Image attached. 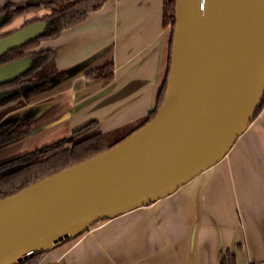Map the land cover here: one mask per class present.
I'll use <instances>...</instances> for the list:
<instances>
[{
    "label": "crops",
    "instance_id": "0c3cea01",
    "mask_svg": "<svg viewBox=\"0 0 264 264\" xmlns=\"http://www.w3.org/2000/svg\"><path fill=\"white\" fill-rule=\"evenodd\" d=\"M162 3L107 0L56 39L42 41L40 49L53 51L49 71L65 74L6 116L28 117L31 131L0 146V161L68 138L90 120L116 139L143 119L167 66ZM44 13L39 8L23 20ZM110 61V78L87 75ZM225 247L237 264H264V105L215 165L164 198L95 223L45 252L38 264H218Z\"/></svg>",
    "mask_w": 264,
    "mask_h": 264
},
{
    "label": "water",
    "instance_id": "95a60500",
    "mask_svg": "<svg viewBox=\"0 0 264 264\" xmlns=\"http://www.w3.org/2000/svg\"><path fill=\"white\" fill-rule=\"evenodd\" d=\"M174 11L154 116L106 150L1 198L0 264H22L172 194L223 159L247 129L264 95V0H175ZM45 25L0 37V55L36 39ZM30 66V57L0 63V84Z\"/></svg>",
    "mask_w": 264,
    "mask_h": 264
},
{
    "label": "trees",
    "instance_id": "16d2710c",
    "mask_svg": "<svg viewBox=\"0 0 264 264\" xmlns=\"http://www.w3.org/2000/svg\"><path fill=\"white\" fill-rule=\"evenodd\" d=\"M105 1L107 0H33L20 5L11 2L0 4V18H2L0 27L12 22L19 16L39 8H43L46 11L43 15L31 19L25 24L45 21V28L39 37L19 48L9 50L0 55V63H8L26 56L31 58V66L27 71L10 82L0 84V91L17 90V92L0 99V145L23 137L31 131V122L27 117H18L8 122H1V118L5 112L13 110L22 104L20 101L23 95L18 90L21 85L49 78L46 68L53 61V51L51 49H40V43L56 39L62 30L83 21L89 12L100 9ZM174 7L175 0H163L162 24L169 28V46L166 72L157 93L155 105L143 119L131 127L125 136L148 122L162 102L170 63L171 38L175 22ZM112 71L113 64L110 61L90 70L87 75L97 78H110L113 74ZM39 72L42 74L40 75ZM63 74L65 72L59 73L61 76ZM263 105L264 95L255 110L253 118L256 117ZM125 136L116 139L110 138L99 129L96 120H90L74 129L70 139L62 138L56 140L0 163V199L26 188L46 176L106 150ZM44 253L35 254L22 264H38ZM218 264H237L235 252L229 247L221 248L219 250Z\"/></svg>",
    "mask_w": 264,
    "mask_h": 264
},
{
    "label": "flooded vegetation",
    "instance_id": "af4514ba",
    "mask_svg": "<svg viewBox=\"0 0 264 264\" xmlns=\"http://www.w3.org/2000/svg\"><path fill=\"white\" fill-rule=\"evenodd\" d=\"M45 13H46V11H45ZM43 15V14H42ZM39 17V16H38ZM33 18H36V17H33ZM33 18H31V19H33ZM31 19H28V20H26V21H24L23 22V24L22 25H20L18 28H16V29H14V30H12V31H10V32H13V31H15V30H17V29H19V28H21V27H24V26H26L25 24H26V22L27 21H29V20H31ZM28 25V24H27ZM7 34H9V32H7V33H4V34H1L0 35V37H2V36H5V35H7ZM27 57V56H26ZM1 64H5V63H1ZM48 67V66H47ZM47 69V68H46ZM47 72H48V76H49V78H47V79H43V80H40V81H38V82H28V83H24L23 85H21L20 86V88L22 87V86H24V85H29L30 87H28L27 89H25L23 92L20 90V88L18 89L19 90V92L23 95L22 96V98H21V105L19 106V107H17V108H20L21 106H23L24 104H25V101L29 98V96L31 95V94H33V93H35V92H37L38 90H40L42 87H45V86H47V85H49L50 83H51V81L52 80H50V77L51 76H54V78L55 77H57V78H62L63 76H64V74L61 76V75H59V73H61V72H58L56 75H53L48 69H47ZM39 74L41 75L42 73L41 72H39ZM21 75V74H20ZM18 77V76H17ZM15 79V78H14ZM13 79V80H14ZM10 82V81H9ZM7 83V82H6ZM34 88H36V89H34ZM34 89V90H33ZM2 91H4V90H2ZM6 91V90H5ZM8 91H11V90H8ZM13 91H16L17 92V90H13ZM1 92V91H0ZM14 93V92H13ZM17 108H15V109H13V110H9V111H7V112H5L3 115H2V118H1V122H8V121H11V120H13V119H15V118H18V117H24V116H18V117H14V118H11V119H8V118H6V116L9 114V113H11L12 111H14V110H16ZM28 118V117H27ZM29 119V118H28ZM30 120V119H29ZM31 122V121H30ZM30 133V132H29ZM70 137H71V135H70ZM70 137L69 138H67V139H70ZM21 138V137H20ZM16 140V139H15ZM59 140V139H58ZM54 142V141H53ZM7 143H9V142H7ZM7 143H5V144H7ZM52 143V142H51ZM49 144V143H48ZM2 145H4V144H2ZM2 145H0V146H2ZM47 145V144H46ZM44 146V145H43ZM40 147H42V146H40ZM39 148V147H38ZM35 149H37V148H35ZM34 150V149H33ZM32 151V150H31ZM27 152H29V151H27ZM24 153H26V152H24ZM23 154V153H22ZM19 155H21V154H19ZM19 155H17V156H19ZM14 157H16V156H14ZM14 157H11V158H14ZM11 158H8V159H5V160H2V161H0V163H2V162H5V161H7V160H9V159H11Z\"/></svg>",
    "mask_w": 264,
    "mask_h": 264
},
{
    "label": "rangeland",
    "instance_id": "374dc122",
    "mask_svg": "<svg viewBox=\"0 0 264 264\" xmlns=\"http://www.w3.org/2000/svg\"><path fill=\"white\" fill-rule=\"evenodd\" d=\"M40 12L38 11H36V12H34L33 14L34 15H38ZM32 14V15H33ZM30 15V14H29ZM26 17H28L27 15H24V16H22V17H20V18H18V19H16V20H14V21H12V22H10V23H8V24H6V25H4V26H1L0 27V35L1 34H4V33H7V32H10V31H12V30H14V29H16V28H18L20 25H22L23 24V19H25ZM39 46H41V45H39ZM39 48H41V47H39ZM50 67V68H49ZM47 69L49 70H52L53 68H52V66H48L47 67ZM52 77V76H51ZM69 138V137H68Z\"/></svg>",
    "mask_w": 264,
    "mask_h": 264
}]
</instances>
